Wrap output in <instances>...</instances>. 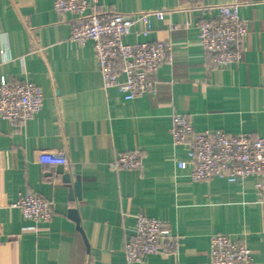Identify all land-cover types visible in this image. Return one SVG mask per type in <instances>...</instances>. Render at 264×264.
<instances>
[{"label":"crops","instance_id":"1","mask_svg":"<svg viewBox=\"0 0 264 264\" xmlns=\"http://www.w3.org/2000/svg\"><path fill=\"white\" fill-rule=\"evenodd\" d=\"M54 1L0 0V84L33 81L44 94L43 108L25 123L0 117V264H127L138 212L180 237L178 253L149 255L141 264H209L216 232L264 264V179L192 181L190 167L177 164L187 151L170 132L179 113L199 131L264 136V0H240L250 30L241 61L230 68L214 64L197 24L216 13L212 6L236 0H98L102 12L153 13V30L145 36L138 21L126 43L172 46L174 60L160 67L156 93L130 100L103 87L93 42L71 38L73 16L57 12ZM131 150L142 151L141 169H110ZM42 151L67 153L71 183L60 165L39 161ZM75 181L81 191L73 197ZM27 192L51 203L50 221L23 217L15 203Z\"/></svg>","mask_w":264,"mask_h":264},{"label":"built area","instance_id":"2","mask_svg":"<svg viewBox=\"0 0 264 264\" xmlns=\"http://www.w3.org/2000/svg\"><path fill=\"white\" fill-rule=\"evenodd\" d=\"M97 2L55 0L54 9L73 16V40L93 42L105 89L115 87L127 100L155 94L160 67L174 60L172 46L164 40L137 44L124 41L138 21L144 24L143 34L148 35L153 30V13L102 12L97 9ZM242 4L236 0L214 5L210 10L216 13L197 24L202 45L212 55L216 66L230 68L242 59L243 42L250 30L248 19L240 15ZM43 105V91L33 81L0 84V117L12 124H23L34 118ZM170 132L173 144L187 151V160L177 164L182 169L190 167L192 181L222 177L234 183L252 175L264 179V136L228 133L223 129L199 131L186 114L179 113L172 117ZM39 161L66 168L71 164L64 151H42ZM143 161L142 151H124L109 163V167L113 171L139 170ZM15 205L25 219L35 222L50 221L53 216L51 203L34 192L20 195ZM179 246V235L164 221L138 212L134 233L125 247L126 263L141 264L149 255L161 252L178 253ZM210 257L209 264H255L251 248L222 232L214 233L210 239Z\"/></svg>","mask_w":264,"mask_h":264},{"label":"water","instance_id":"3","mask_svg":"<svg viewBox=\"0 0 264 264\" xmlns=\"http://www.w3.org/2000/svg\"><path fill=\"white\" fill-rule=\"evenodd\" d=\"M59 172L63 175V180L66 183H71L72 178L69 172H65L62 165H60ZM81 191V183L78 181L73 182V189L71 190V196L74 197V195H80ZM69 216L77 223H79L78 213L75 208H71L69 210Z\"/></svg>","mask_w":264,"mask_h":264}]
</instances>
